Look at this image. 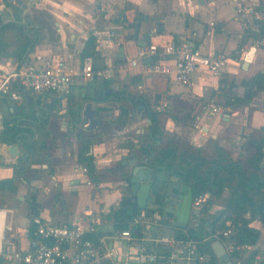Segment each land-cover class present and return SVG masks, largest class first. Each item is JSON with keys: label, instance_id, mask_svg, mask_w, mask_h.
Segmentation results:
<instances>
[{"label": "crops", "instance_id": "obj_1", "mask_svg": "<svg viewBox=\"0 0 264 264\" xmlns=\"http://www.w3.org/2000/svg\"><path fill=\"white\" fill-rule=\"evenodd\" d=\"M23 1L30 3L26 10L15 0H7V8L0 11L1 56L12 58L20 67L37 55L46 57L71 52L74 57L68 65L79 72L83 58L91 56H83L82 52L92 36L96 43V53L91 56L94 66L106 70L105 87H114L119 92L94 103L97 115L104 120V124L94 130L80 122L78 115L87 97V82L102 78L86 79L76 75L70 94L47 93L38 98L29 95V105L26 101L17 105L8 98L0 99L5 116L8 114L11 119L24 122L23 126L42 125L46 120L40 130L46 134L40 139L39 133L32 137L21 134L16 142L21 149L20 157H12L8 153L10 144L3 142L7 146L2 150L5 161L0 164V180L14 177V183L11 191L0 189V205L12 209L15 229L11 240L17 248L26 249L27 231L32 229V219L38 215L58 224L90 222L99 217L97 230L91 234L101 235L100 241L111 246V236L120 231L115 227L111 211L117 208L123 195L131 196L137 203V196L126 184L132 166L123 156L135 151L139 161L145 160L138 149L153 138L152 123L148 121L151 111L157 114L163 133L179 139L181 150H196L206 160L239 162L247 174L253 171L264 174L250 163L258 146H262L264 152V88L257 89V84L251 88L244 83L259 72L264 73V50H259L250 60L233 56L239 45H248L264 33L261 23H244L237 14V7L251 0ZM140 20L142 25L136 40L132 38L135 28L127 25ZM5 25L12 26L14 32L20 31L14 45L4 38ZM148 30L153 32L151 43L174 40L192 44L207 56L229 55L222 77L199 67L193 74L192 85L186 87L176 80L172 58L164 62L171 68L170 73L150 71V62L144 63L143 59L133 65L139 47L148 40ZM111 32L115 37L108 39L107 34ZM25 44L28 45L22 59L18 53ZM221 83L225 86L217 89ZM251 90L255 91L253 95ZM226 96L248 102L234 105ZM134 97L144 100L135 102ZM142 103L149 111H145ZM161 103L168 106L158 112L155 107ZM213 106H220L222 111L214 112ZM122 107L126 109L125 114ZM175 114L181 117L177 119ZM81 130L94 135L89 153L95 158L96 180L91 179L78 159ZM36 139H39L37 144ZM129 140L135 144L134 149L124 147L123 143ZM200 160L188 157L186 163L206 173L208 165ZM225 191L230 195L229 188ZM157 194L151 192L147 207L142 210L159 212ZM16 209L20 212L18 215H15ZM196 209L199 208L192 202L191 212L185 211L184 218L167 216L166 223L154 229L153 235L171 238L176 237V230L197 229L204 218L202 208L200 214L194 211ZM217 209L213 202L211 212L219 211ZM205 224L208 226V221ZM250 225L260 230L257 242L264 244V222L255 218ZM116 244L124 247L123 242L116 241ZM242 258L250 260L251 257L244 253Z\"/></svg>", "mask_w": 264, "mask_h": 264}, {"label": "built area", "instance_id": "obj_2", "mask_svg": "<svg viewBox=\"0 0 264 264\" xmlns=\"http://www.w3.org/2000/svg\"><path fill=\"white\" fill-rule=\"evenodd\" d=\"M6 8L7 0H0V11ZM237 14L244 23L259 22L264 28V0H251L246 5L238 6ZM107 36L112 39L115 33L111 32ZM259 50H264V33L248 45H239L233 56L250 60ZM148 56L152 58L149 70L162 73H170L171 68L164 62L172 58L176 80L186 87L192 85L193 74L199 67H204L212 75L221 78L229 58L225 53L207 56L192 44L171 40L140 46L132 64L137 65ZM73 57L71 52L46 57L37 55L19 67L12 58L0 55V99L8 98L19 105L24 103L26 94L36 98L47 93L66 96L73 88L76 75L86 79L107 77L106 70L95 68L91 56L83 58L79 72L74 71L68 65ZM224 86L225 84L221 83L217 89ZM167 106V103H161L155 109L162 112ZM213 111L221 112L222 108L213 106ZM5 128L6 117L0 105V164L5 161L2 150L7 145L1 140ZM210 198L207 193L200 194L194 197L193 204L199 209L209 206ZM11 214L12 209L0 205L2 264H212L213 253L207 243L211 236L223 240L235 264H264V244L255 242L237 246L226 240L232 232L231 225L202 239L158 238L153 235V230L164 225L168 218L162 212L148 210H141L132 219L129 228L115 232L111 236V246L101 241L96 243L88 237V234L96 232L97 224L101 221L99 217L90 222L58 224L38 215L33 217V227L27 231L26 249H19L11 240L15 229ZM135 228L140 229L139 234L134 232ZM116 241L123 242L124 247L117 246ZM237 252L240 256L234 257ZM244 253L250 254V260L242 258Z\"/></svg>", "mask_w": 264, "mask_h": 264}, {"label": "trees", "instance_id": "obj_3", "mask_svg": "<svg viewBox=\"0 0 264 264\" xmlns=\"http://www.w3.org/2000/svg\"><path fill=\"white\" fill-rule=\"evenodd\" d=\"M27 45L25 44L19 49L18 55L22 59L24 58ZM95 53L96 43L94 37L91 36L87 40L82 54L83 56H92ZM244 83L251 88L254 84H257V89H263L264 73L259 72L249 80L244 81ZM253 93L255 91L251 90V95ZM226 98L229 103L234 105L248 102L247 99H237L230 96H226ZM141 100L143 101L144 99L141 97L133 98L135 102ZM125 111L126 109L122 107V114H125ZM174 116L177 119L181 117L176 114ZM5 117L6 128L1 137L2 142L8 144L16 143L21 134H29L31 137L36 133H42L41 135L43 136L46 134L45 132H40L45 127L46 120L42 122V125L30 127L23 126L24 122H17L15 119H11L8 114ZM150 117L153 121L151 124L153 138L147 145H143L138 149L139 154L148 159L151 165L158 167L166 165L167 168L182 176L192 188L194 197L205 193H210L211 196L209 206H203L201 209L204 222L197 229H188L187 232L176 230L175 236L178 238L202 239L213 235L217 231L226 229L227 221H230L233 229L230 236L226 239L227 241H231L237 246L257 242L261 232L258 228L251 226L250 223L255 218L264 222V174H258L255 171L247 174L239 162L232 160L222 163L219 159L206 160L196 150L183 151L180 148L179 139L175 136L164 134L160 129L157 114L151 111ZM182 118L185 119V117ZM30 124L33 125V123ZM86 132L81 130L78 133V159L87 168L91 179L96 180L95 158L89 153L90 147L94 143V135ZM158 134L159 137L157 136ZM158 139L160 140L159 144L157 143ZM34 142L36 143L37 141ZM123 145L129 149H134L135 146L130 140L123 143ZM263 156L262 146H258L257 154L250 160L256 171L262 170L264 172V166L262 165ZM188 157L200 158L202 164L208 165L207 172H202L198 166L187 164L186 159ZM226 188H229L230 195L226 199L223 208L217 212H211L210 209L213 202L223 196ZM156 198L160 199V196L156 195ZM141 210L142 208L138 206L131 196L123 195L117 208L111 211L115 227L120 231L127 229L132 219ZM148 211L154 212L153 209H148ZM159 212H163V210L159 209ZM248 213L249 216H247ZM207 221L209 223L208 226L205 224ZM88 237L92 238L96 243H100L101 235L88 234ZM239 256L238 252L234 254V257ZM212 264H214V260Z\"/></svg>", "mask_w": 264, "mask_h": 264}, {"label": "water", "instance_id": "obj_4", "mask_svg": "<svg viewBox=\"0 0 264 264\" xmlns=\"http://www.w3.org/2000/svg\"><path fill=\"white\" fill-rule=\"evenodd\" d=\"M9 1L13 2V0ZM199 1L202 2L203 0ZM15 2L24 10L30 5V3H26L23 0H15ZM141 25L142 20L137 21L136 24L132 22L127 25L129 28H135V33L132 38L139 39ZM152 33L150 30L147 31L148 40L143 42L144 45L151 43ZM140 44L142 43L140 42ZM151 60L152 58L150 56L143 58L144 63H149ZM244 65H247L246 61H244ZM87 87V97L84 99V103L80 108L78 119L80 122H84L89 129L94 130L104 124L103 118L96 113L94 103L100 102L107 95L118 93L119 89L105 87L104 79L88 81ZM25 101L29 105L31 97L28 94L25 95ZM11 103L12 101H10ZM133 107L135 108V105ZM142 107L146 108L145 111H149L148 106H145L144 103H142ZM148 121L152 123L151 118H148ZM8 153L12 157L17 158L21 155V149L17 143H12L8 146ZM123 158L127 159L129 166H132L130 179L126 184L130 185L133 193L137 196V203L140 208L147 207V201L151 192L156 191L158 193L157 195L160 196V199L156 198L157 208L163 210L166 216L184 218L182 215H184L185 211L187 213L191 212L194 199L193 190L189 183L183 182L179 175L175 174L172 169L167 168L166 165L162 168L153 166L149 163L148 159L139 161L135 156V151H131L130 154L123 156ZM13 183L14 177L2 178L0 180V189L11 191ZM207 194L210 196V193ZM194 211H197V209ZM197 212L200 214V209ZM134 232L139 234L140 229L135 228ZM207 243L212 250L214 264H235L231 254L226 250L222 239L211 236L207 239Z\"/></svg>", "mask_w": 264, "mask_h": 264}, {"label": "rangeland", "instance_id": "obj_5", "mask_svg": "<svg viewBox=\"0 0 264 264\" xmlns=\"http://www.w3.org/2000/svg\"><path fill=\"white\" fill-rule=\"evenodd\" d=\"M38 9H35V11H37ZM34 11V12H35ZM39 11V10H38ZM37 11V12H38ZM44 13H46L45 11H43ZM0 18L2 19V16H0ZM11 28H12V26H10V27H8L7 25H5V26H3V31H4V38L6 39V40H8L7 42H10V44L11 45H14V43L13 42H16V40L17 39H19V36H18V31L19 30H16V32H14V31H12L11 30ZM20 32V31H19ZM42 134V133H41ZM41 134H40V136L38 137L39 139L41 138ZM38 139V140H39ZM38 140L36 139L35 141H37L36 142V144L38 143ZM226 190V189H225ZM224 192H226V191H224ZM228 193L226 192V194L225 193H223V196L222 197H220V198H217L214 202H215V205L218 207V209L217 210H221L222 208H223V206H224V204H225V201H226V199L228 198ZM16 211V214L15 215H18L20 212L16 209L15 210ZM228 222L230 223V224H228ZM227 222V227H229V225H231L230 227H232V223L230 222V221H228Z\"/></svg>", "mask_w": 264, "mask_h": 264}, {"label": "flooded vegetation", "instance_id": "obj_6", "mask_svg": "<svg viewBox=\"0 0 264 264\" xmlns=\"http://www.w3.org/2000/svg\"><path fill=\"white\" fill-rule=\"evenodd\" d=\"M0 24H1V21H0ZM179 177L183 180V182H187L182 176L179 175ZM153 192H156V191H153Z\"/></svg>", "mask_w": 264, "mask_h": 264}]
</instances>
